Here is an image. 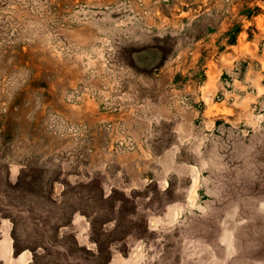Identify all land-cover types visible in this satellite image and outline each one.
<instances>
[{
  "label": "rangeland",
  "instance_id": "374dc122",
  "mask_svg": "<svg viewBox=\"0 0 264 264\" xmlns=\"http://www.w3.org/2000/svg\"><path fill=\"white\" fill-rule=\"evenodd\" d=\"M0 264H264V0H0Z\"/></svg>",
  "mask_w": 264,
  "mask_h": 264
},
{
  "label": "clouds",
  "instance_id": "9594fccd",
  "mask_svg": "<svg viewBox=\"0 0 264 264\" xmlns=\"http://www.w3.org/2000/svg\"><path fill=\"white\" fill-rule=\"evenodd\" d=\"M34 103H35L36 105H39L40 103H42V101H41L39 98H37V99L34 101ZM35 110H38V108H36ZM33 116H34V111H32V112L29 113V118H31V117H33ZM50 119H52V118L50 117Z\"/></svg>",
  "mask_w": 264,
  "mask_h": 264
}]
</instances>
